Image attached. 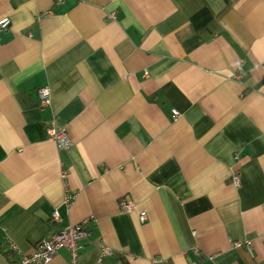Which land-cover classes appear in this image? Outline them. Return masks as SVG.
<instances>
[{"label":"crops","instance_id":"obj_1","mask_svg":"<svg viewBox=\"0 0 264 264\" xmlns=\"http://www.w3.org/2000/svg\"><path fill=\"white\" fill-rule=\"evenodd\" d=\"M4 18L0 264L54 211L90 220L77 264H264V0H0Z\"/></svg>","mask_w":264,"mask_h":264},{"label":"built area","instance_id":"obj_2","mask_svg":"<svg viewBox=\"0 0 264 264\" xmlns=\"http://www.w3.org/2000/svg\"><path fill=\"white\" fill-rule=\"evenodd\" d=\"M9 26V19L4 18L0 20V32L8 30ZM37 94L42 107H46L50 104L51 94L49 88H40L38 89ZM179 116L180 114L177 111L173 112L174 120L178 119ZM47 132L50 138L54 139L61 149H67L70 147L71 143L65 133L58 132L54 128L48 129ZM234 184L237 187L240 185L238 178L234 179ZM68 201L70 202V199H68ZM133 207L134 202L131 199H127L123 202V208L125 211H129ZM146 217V213L140 214L142 221L146 220ZM51 221L53 222V231L50 237L40 241L31 255L22 258L15 264H49L62 249H67L72 256L73 263L77 264L78 253L80 250L79 242L88 236L87 225L90 220H85L83 223L75 227L54 229V225L59 224L61 221L59 213L54 211ZM233 245L238 247L240 246V243H233ZM101 249L105 254L109 253V250L106 248L104 249L103 246H101Z\"/></svg>","mask_w":264,"mask_h":264}]
</instances>
